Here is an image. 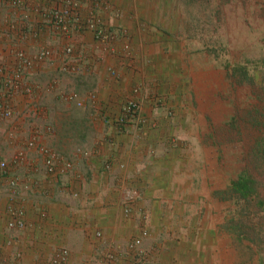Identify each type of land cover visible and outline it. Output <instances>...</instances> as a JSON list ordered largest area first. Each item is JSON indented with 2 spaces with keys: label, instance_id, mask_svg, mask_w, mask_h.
<instances>
[{
  "label": "crops",
  "instance_id": "1",
  "mask_svg": "<svg viewBox=\"0 0 264 264\" xmlns=\"http://www.w3.org/2000/svg\"><path fill=\"white\" fill-rule=\"evenodd\" d=\"M62 4L0 2V264H56L63 251L58 264H171L179 247L164 244L197 197L183 163L197 141L171 119L179 106L165 53L113 11L109 40L85 27L67 34L42 14ZM132 99L146 121L119 123ZM179 132L185 144L171 137ZM144 229L139 259L130 243Z\"/></svg>",
  "mask_w": 264,
  "mask_h": 264
},
{
  "label": "rangeland",
  "instance_id": "2",
  "mask_svg": "<svg viewBox=\"0 0 264 264\" xmlns=\"http://www.w3.org/2000/svg\"><path fill=\"white\" fill-rule=\"evenodd\" d=\"M95 2L88 0V12ZM103 6L165 53L179 106L171 119L185 126L179 131L198 133L195 149L183 156L197 197L181 206L182 223H173L182 232L164 245L181 255L168 263L264 264V0H103ZM174 134L175 142H187ZM242 175L255 183L248 198L233 189Z\"/></svg>",
  "mask_w": 264,
  "mask_h": 264
},
{
  "label": "built area",
  "instance_id": "3",
  "mask_svg": "<svg viewBox=\"0 0 264 264\" xmlns=\"http://www.w3.org/2000/svg\"><path fill=\"white\" fill-rule=\"evenodd\" d=\"M5 0H0V2ZM51 1V0H49ZM85 0H63V4L60 7H46L43 11V18L48 24H53L59 30L71 34L77 29H82V27L88 28L93 31L96 38L100 40H109L111 38V28L108 24V21L105 20L103 16L104 8L103 0H94L96 1L94 6L87 14L84 12L87 8L84 7ZM88 1V0H87ZM13 5L21 6L25 3V0H10ZM37 12H40L41 8L35 7L34 9ZM67 51L71 52L72 48L67 47ZM19 56H23L22 52H17ZM77 97L76 93L70 94V98L75 99ZM161 101V100H160ZM141 101L138 99L128 100L124 103L121 109V113L118 116L117 120L119 123H132L140 125L146 121V118L143 117L141 113ZM11 112L9 110L4 111V115H9ZM5 162H2L1 165L5 166ZM48 166L51 168L52 162L51 159L47 160ZM66 169L72 167V162H67L65 164ZM129 195L132 197H140L137 192H130ZM14 222H10L9 226H13ZM148 235V230H142L139 237L135 238L131 243V247H137L138 253L137 257L143 259L144 251L139 249V246L142 244L145 236ZM66 251H63L62 254H59L54 258V262L58 264L62 258L66 257Z\"/></svg>",
  "mask_w": 264,
  "mask_h": 264
},
{
  "label": "trees",
  "instance_id": "4",
  "mask_svg": "<svg viewBox=\"0 0 264 264\" xmlns=\"http://www.w3.org/2000/svg\"><path fill=\"white\" fill-rule=\"evenodd\" d=\"M233 189L246 198L256 192L254 181L247 175L240 176L239 179L233 183Z\"/></svg>",
  "mask_w": 264,
  "mask_h": 264
}]
</instances>
